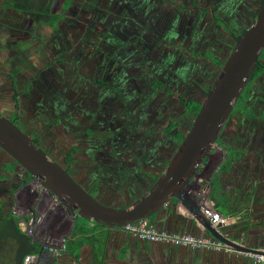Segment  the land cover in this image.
Wrapping results in <instances>:
<instances>
[{
    "label": "flooded vegetation",
    "instance_id": "af4514ba",
    "mask_svg": "<svg viewBox=\"0 0 264 264\" xmlns=\"http://www.w3.org/2000/svg\"><path fill=\"white\" fill-rule=\"evenodd\" d=\"M263 1L64 0L61 13L55 8L49 13L43 0L38 8L33 0H5L12 11L8 20L17 13L22 17L9 21V34L17 30L24 34L26 24L34 25L38 29L30 31L32 40L24 43L35 42L33 46L45 53L41 63L22 61L20 53L18 62L23 65L15 63L17 72L5 75L11 93L8 100L1 97L0 113L100 203L117 207L134 203L152 189L189 133L187 125L173 121L177 108L194 121L198 114L188 104L202 107L205 101L200 98L208 97ZM208 16L210 26L204 24ZM46 25L48 31L39 29ZM212 33H219L226 43L220 40L215 49L213 42L208 45ZM41 35L52 38V52ZM198 52L203 55L198 57ZM28 72V77H20ZM197 75L203 80L197 81ZM198 84L203 90L196 89ZM254 89L251 85L245 104L238 100L230 114L221 138L224 144L241 143L235 140L237 135L246 136L247 143L254 142L258 131L264 135V127L251 117L238 119L247 111L256 114L259 107L264 113V93L256 100ZM260 139L264 141V136ZM69 155L72 161L67 164ZM80 160L84 168L86 162H95L90 172L80 169ZM12 162L0 147V205L5 208L11 199V176L15 181L22 175L11 172ZM209 162L207 157L198 175ZM4 240L10 254L3 248ZM4 240L0 261L7 258V264H18V245Z\"/></svg>",
    "mask_w": 264,
    "mask_h": 264
},
{
    "label": "water",
    "instance_id": "95a60500",
    "mask_svg": "<svg viewBox=\"0 0 264 264\" xmlns=\"http://www.w3.org/2000/svg\"><path fill=\"white\" fill-rule=\"evenodd\" d=\"M264 52V2L226 61L193 126L174 159L145 195L125 207L100 203L80 186L44 149L0 114V147L28 172L52 198L76 214L106 229L151 220L169 206L183 208L209 235L237 252L263 255L226 237L201 207L191 204L186 189L214 146L219 145L226 123L246 90Z\"/></svg>",
    "mask_w": 264,
    "mask_h": 264
},
{
    "label": "crops",
    "instance_id": "0c3cea01",
    "mask_svg": "<svg viewBox=\"0 0 264 264\" xmlns=\"http://www.w3.org/2000/svg\"><path fill=\"white\" fill-rule=\"evenodd\" d=\"M262 113L259 114L261 118L264 116ZM252 130L251 137L255 133ZM261 135L264 136L260 134V137ZM237 137L238 135L235 137L236 141L241 140L238 145L224 144L223 147H215L216 151L223 155V159L221 157L212 164L210 177L204 174L198 181L196 179L195 199L187 197L192 205L202 209L209 208L222 215L226 224L221 227V231L226 237L240 245L264 250V148L256 146L255 138L254 142L247 143L246 136L244 139ZM226 149L230 150L229 154L233 152L232 158H226ZM216 174L217 178L213 180ZM194 180L195 177L191 181ZM190 185L191 182L188 186ZM41 191V196L38 190H35L33 196L36 195V199L46 198L52 208L57 207L65 214L54 198L44 189ZM8 211L9 208L4 209V212ZM28 214L19 213L21 218L27 217ZM151 222L158 229L171 233L211 236L183 208L176 205L165 208ZM74 226L75 220L64 240H69ZM93 231L89 230L90 239L78 253L68 247L62 257L56 258L47 250L39 255L38 264H141L144 258L145 264H251L249 258L237 253L193 250L169 244L142 242L121 229L104 228ZM97 244L101 246L99 251L96 250Z\"/></svg>",
    "mask_w": 264,
    "mask_h": 264
},
{
    "label": "rangeland",
    "instance_id": "374dc122",
    "mask_svg": "<svg viewBox=\"0 0 264 264\" xmlns=\"http://www.w3.org/2000/svg\"><path fill=\"white\" fill-rule=\"evenodd\" d=\"M33 1L35 2L34 7L38 8L40 6V4L38 2H40L42 0H33ZM43 2L45 4L44 10H46L50 13L55 8L56 10L54 12L57 11L56 13H61V4L64 2V0H43ZM10 12H12V11H9V9L6 7L5 0H0V24L2 25V27L0 26V67L3 66V69L0 68V99H1V97H4V100H8L10 93H11V91L9 90V82L7 81L6 83H4L6 80L5 75L6 74L14 75L17 72L14 68L15 63H16V65H20V66L23 65L22 62H20V63L18 62V57H19L20 53H22V56H21L22 61L27 60V63L30 60H32V61L38 60V62L41 63L43 58H44V53H45V52H42L41 51L42 48L37 47V45L33 46L35 42L34 43H32V42L24 43V42H29L30 40H32L29 36V35H32L30 33V31L33 32L34 29H38L34 25H32L30 23L26 24V26L24 28L27 32L24 34L22 32H19L18 30L14 35L9 34L8 23L12 22V20L14 22H15V20L19 21V19L22 18V17L19 18V15L17 13L16 16H14L8 20V14ZM207 18L208 19L206 22H204V24H206L207 26L208 25L210 26L211 23L208 24V21H210L211 16H208ZM50 23H49V25H50ZM16 29H18V28H16ZM39 29H43L44 31H48L50 29V26L46 25L43 28H39ZM20 30L22 31V29H20ZM37 34H38V32H37ZM218 35H220V34L218 33V34L214 35L212 33V36H214V37H213V39H211L210 43L208 44V45H210V44L212 45V42H213V48L214 49H215V47H218L219 44H217V42H220V40L223 43H226V41H227L226 38H224L223 36H218ZM39 38H41V40H45L44 42L48 43V46L51 47L50 50H48V52H52L53 47H52V44L50 42V40L52 38H50L48 35H45V36L41 35ZM24 39H25V41H24ZM19 44L22 45L23 47L19 46V48H18L17 46ZM32 47H34V48H32ZM13 49H14V52L12 51ZM19 50H20V52H19ZM57 50H58V48L56 49V51ZM24 53H26V57H24ZM59 54L60 53H58L57 55H59ZM57 55H56V57H57ZM202 55H203V53L198 52V57H200ZM207 55H208L210 61H212L215 64H218V61L215 59L216 57L214 58V56L211 53H208ZM262 58H264V53H263ZM29 74L30 73L28 72V73L24 74L23 76L20 75V77L21 78L28 77ZM196 78H197V81L203 80L201 78V76H199V75H197ZM263 83H264V80L261 79L260 81L258 80V82H255L254 84H252L253 89L255 88L254 89V91H255V97L254 98L256 100H258V98L260 96H263L264 92L261 90L262 88H264ZM196 89L197 90H201V89L203 90V88L201 87L200 84L197 85ZM208 90L209 89H206L207 93H208ZM198 97H201V96H199V94H198L197 98ZM206 97H207V94L203 98H200V102L203 103L205 101ZM261 98L262 97H260L259 99L261 100ZM262 99H264V98H262ZM171 102L173 103V105H175V103L177 104V101H175L173 98L171 99ZM243 107H244V105H243ZM242 109H244V108H242ZM257 111L258 112H256V114H253L250 111L251 113H248V115H250V117L252 118V121H257V122H259L261 127H264V116H263V118L259 117V114L262 112V109L259 107L257 109ZM179 112H181L182 114ZM183 114H184L183 111L178 107L176 114L175 115L170 114V116L173 115V121L174 122L179 120L183 123L184 126L187 125V127H189L185 131L187 133V132H189V130H191L192 127H190V126L191 125L193 126L194 121L192 122L191 117H188L186 119ZM248 115H247V113H245V114H243L242 117H238V119L239 120L244 119L245 121L246 120L249 121L250 118L248 117ZM3 116H4V114H3ZM188 121H191L190 126H188V124H187ZM256 133H257V135H256L257 139H255V142L257 144L256 146L260 145L261 148H264V141L260 139L261 133L259 131ZM47 134L48 135L46 137H48L49 135L52 136V134H50V133H47ZM228 144L232 145L233 143H228ZM217 146H221V144H219ZM215 147L216 146H214V148ZM222 147H223V145H222ZM226 152H227V155H225L226 158L227 157H228V159L232 158L233 152H231L229 154V152H230L229 149H226ZM260 152H261V150H260ZM207 157H209L210 162L206 165L205 168H202V170L200 171L201 173H199L200 175L197 174V176H195V180L191 181V185L188 186L186 189L185 193L188 197H190V199H195V196L197 194V189H196L197 185L196 184H197L198 179L204 177V174H206V176L210 177L211 173H212V169H211L212 164L217 162V160H220L221 157L223 159V155L219 154L216 151V148L213 149L211 154H209ZM94 163L95 162L88 161V162H86V166H85L86 168H84L83 161L80 160L78 165H79L81 170L83 169V171L90 172V169L93 168L92 165ZM203 165L205 166V163ZM203 165H201V166H203ZM87 167H88V169H87ZM16 169H17V173H19L20 175L22 174V175L21 176H19V175L15 176V178H16L15 181L13 179V176H11V181H10L11 189H12L11 192H13L14 197H13V200L11 198L10 201L8 202V207H11L10 210L12 211V213L14 214V216L18 220L21 218L19 213L20 214H22L24 212L29 213L27 215L29 217V220L27 222L23 221V220L18 222L22 232H24L27 236L31 237L33 240L42 243L43 247H46V246L48 247V246H50L49 244H53V246H54V242H56L57 246H55V248H57V247L61 248L62 245L60 243L62 240H64L65 236H67L68 230L70 229L72 223L76 219V214L74 212H71L70 210H68L66 207L62 206L58 201H57V204L59 205V207H61V209L65 212V214L60 212L57 207L52 208V206L48 203V200L46 198L39 197L38 199H34L33 195L35 194V190H38V192L41 196V194H42L41 190H43V188L38 183H36L34 181V179H28V177L25 173V170L22 169L20 166L16 167ZM217 174L219 175L220 172H218ZM217 174L214 176L215 178L213 180H216ZM196 179H197V181H196ZM23 185H26V186L24 188H22ZM16 191H17V194L15 195ZM33 200H35V201L33 202ZM131 203H129V205ZM117 206L111 205L109 207L119 208ZM154 219H155V217L151 218V220H153V221H154ZM80 222L82 224H84V226H86L87 230H91V231L94 230L95 231L97 229L95 226H92L89 222H84L82 220ZM90 225L92 227H90ZM4 226H2V227H4ZM98 230H100V229L98 228ZM7 232H12V230H8ZM66 242L68 244L67 240H66ZM67 247H68V245H67ZM3 248L6 249L5 250V251H7L6 253L10 254L11 251L9 250V248L6 245V240H4ZM46 249L48 250V248H46ZM62 249H64V247ZM100 249H101V246L99 244H97L96 250L99 251ZM66 251H67V248H66ZM2 252H4V251H2ZM65 252L59 251V253L57 255L55 254L54 256L56 258L62 257L65 254ZM142 261H143V263H141V264H145L146 258L142 259ZM7 263H8L7 258L5 260L0 261V264H7Z\"/></svg>",
    "mask_w": 264,
    "mask_h": 264
},
{
    "label": "built area",
    "instance_id": "2783aa9c",
    "mask_svg": "<svg viewBox=\"0 0 264 264\" xmlns=\"http://www.w3.org/2000/svg\"><path fill=\"white\" fill-rule=\"evenodd\" d=\"M203 212L217 229L221 230V227L226 224L225 219L220 213L209 208H204ZM120 229L142 242L169 244L175 247L191 248L193 250L237 253L239 256L249 258L251 264H264L263 255L237 252L232 247L223 244L221 241L211 236H194L188 233H171L160 230L151 222V220H144L136 224H128ZM60 244L62 245L61 248H55L53 244H49L50 246H46V248H48L53 255H57L59 251L65 252L67 248L66 240H62ZM63 247L64 249H62ZM39 261V255H28L24 258L23 264H38Z\"/></svg>",
    "mask_w": 264,
    "mask_h": 264
},
{
    "label": "trees",
    "instance_id": "16d2710c",
    "mask_svg": "<svg viewBox=\"0 0 264 264\" xmlns=\"http://www.w3.org/2000/svg\"><path fill=\"white\" fill-rule=\"evenodd\" d=\"M264 2V1H263ZM263 4V3H262ZM261 4V6H262ZM260 6V7H261ZM258 12V11H257ZM257 13H255L253 19L255 18ZM264 53V52H263ZM263 56V54H262ZM262 56L259 58L258 64L255 66V69L253 71L252 77L249 81L248 88L245 90V93L240 97L239 99V104H245L246 97L245 95L248 93V90L250 89V85L254 84L260 77L263 76L264 74V62ZM250 86V87H249ZM193 105V112L195 114H198L201 110V105L200 104H194L190 103L188 104V107L190 108ZM250 113L247 111V115ZM250 117V115H248ZM226 131V130H225ZM35 142V141H34ZM219 144L224 145L222 141L219 142ZM67 164H70L72 159L70 155L67 157ZM19 165L16 162H12L9 164V168L12 173H16V167ZM26 175L28 179H34L28 172H26ZM16 179V178H15ZM13 192H11V198L13 200ZM127 206V205H126ZM125 207V206H124ZM9 211L4 213V209H6L4 206L0 205V245H2V242L4 239L10 240L17 248L18 245V264H23L24 258L28 255H41L43 252L47 251L46 247H43V244L40 242H37L33 240L31 237L27 236L24 232H22L18 222L22 219L23 221H28L29 217H23L20 218L19 220L14 216L12 211L10 210L11 207H8ZM88 222L85 219L77 217L75 219V226L73 229V232L69 238L68 247L70 249H74L75 252H79L80 248L88 242L90 239L89 236V230H87L86 226L82 224L80 221ZM92 226H95L97 229H104L102 226L95 225L94 223L89 222ZM5 225V226H4ZM4 226V227H2ZM95 228V229H96ZM8 230H12V232H7ZM221 231V230H220ZM222 232V231H221ZM93 237V236H92ZM67 247V248H68Z\"/></svg>",
    "mask_w": 264,
    "mask_h": 264
},
{
    "label": "clouds",
    "instance_id": "9594fccd",
    "mask_svg": "<svg viewBox=\"0 0 264 264\" xmlns=\"http://www.w3.org/2000/svg\"><path fill=\"white\" fill-rule=\"evenodd\" d=\"M220 231V230H219Z\"/></svg>",
    "mask_w": 264,
    "mask_h": 264
}]
</instances>
